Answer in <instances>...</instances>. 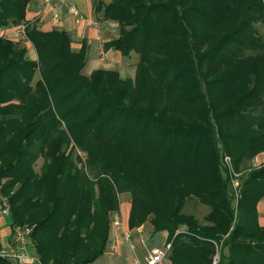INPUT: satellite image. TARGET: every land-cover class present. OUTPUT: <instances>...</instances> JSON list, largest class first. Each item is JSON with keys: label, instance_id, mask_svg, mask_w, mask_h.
I'll list each match as a JSON object with an SVG mask.
<instances>
[{"label": "trees", "instance_id": "1", "mask_svg": "<svg viewBox=\"0 0 264 264\" xmlns=\"http://www.w3.org/2000/svg\"><path fill=\"white\" fill-rule=\"evenodd\" d=\"M30 1L0 0V29L23 23L35 53L0 37V196L41 264L101 257L118 194L129 231L166 233L169 264H264V164L242 173L235 203L220 166L264 153V0H92L118 29L102 49L136 55L132 79L84 76L85 46L27 24ZM189 199L201 221L182 213Z\"/></svg>", "mask_w": 264, "mask_h": 264}, {"label": "crops", "instance_id": "2", "mask_svg": "<svg viewBox=\"0 0 264 264\" xmlns=\"http://www.w3.org/2000/svg\"><path fill=\"white\" fill-rule=\"evenodd\" d=\"M109 1L110 0H94L95 3L101 2L100 4H107ZM70 6L76 9V17L68 13V8ZM54 15L57 16L56 19L53 18ZM75 19H77V21H75ZM24 21L27 24H34L35 28L40 32H49L52 30L64 31L70 39V50L74 53L78 52L81 45L85 46V64L88 60L90 67L87 68L84 76H88L92 70H95V67L97 68L95 63L100 64L104 61L106 62V66L102 69L116 71L122 79H132L135 64L129 62L130 60L128 59L122 61L117 51H113L112 49H102L104 43L109 42L118 36L117 26L113 22L102 19L101 12L95 7L92 0H31L26 7ZM7 32L10 34V37H14V34H11V30H8ZM25 42L27 43L28 41ZM92 53L95 55L94 61L92 60L94 56L91 57ZM250 163L252 166L254 165L253 167L264 164V153H260L253 157L250 160ZM229 192L231 193L230 188ZM128 210L129 202H124L122 210L119 205V213L121 216L120 221L122 224L121 231L113 230V232L110 233L109 230L106 246L108 250L106 251V254L111 257L112 264H141L142 257L146 254H141V249L145 248L144 240H146V237L149 235L148 231H152L148 222H145L139 228L130 231L131 238L129 243L133 245L134 248L132 251L127 246V243L122 240L121 232L129 231L126 227ZM255 212L257 225L263 228L264 198L259 199L256 203ZM0 223L1 242L8 234L10 226H7L1 218ZM147 225L150 227V230H148ZM2 228H6L5 231H3ZM143 230L147 231L146 237L144 236L145 234H143V237L141 235L139 236ZM156 234L160 237L159 242H161V247L167 245L166 233H154V235ZM153 248L157 247L153 246L149 250Z\"/></svg>", "mask_w": 264, "mask_h": 264}, {"label": "built area", "instance_id": "3", "mask_svg": "<svg viewBox=\"0 0 264 264\" xmlns=\"http://www.w3.org/2000/svg\"><path fill=\"white\" fill-rule=\"evenodd\" d=\"M68 13L74 17L77 16V11L74 7L70 6L68 8ZM54 19L57 18L56 15L53 16ZM77 21V19H75ZM11 30V34H14V37L5 35L4 39L15 40V41H27L25 35V25L23 23L16 25L14 27L0 29L2 33H8L7 31ZM1 36V34H0ZM220 166L224 170L227 178L228 185L231 191V194L234 199V203L238 198V183L236 177L238 172H234L232 169L231 160L228 156L223 155L220 158ZM9 216V204L5 197L0 196V218H8ZM110 227L113 230L121 231V221L118 217L114 216L110 219ZM32 227L19 226L15 225L9 227V232L5 236V239L0 242V258L5 259L10 264H41L38 256L30 247V234ZM123 242L128 243L129 249L133 250V245L129 243L130 235L129 232H121ZM169 245H164L162 247L153 248L146 252L142 257L141 264H159L161 263L168 252ZM112 249V248H111ZM216 262V256L213 259V264Z\"/></svg>", "mask_w": 264, "mask_h": 264}, {"label": "rangeland", "instance_id": "4", "mask_svg": "<svg viewBox=\"0 0 264 264\" xmlns=\"http://www.w3.org/2000/svg\"><path fill=\"white\" fill-rule=\"evenodd\" d=\"M262 26H260L259 24H257L256 26H255V28H256V30H257V33L258 34H261L262 33V31H263V28H261ZM117 31H118V29H117ZM0 34H1V36L0 37H4L5 35H10L9 33H2L1 31H0ZM117 38V37H116ZM8 40V39H7ZM11 41V40H10ZM11 42H13V43H15V45L16 46H18V47H23V48H25V50H26V57L28 58V59H31V60H35V53H34V51H33V49H32V47L30 46V44H28V42L26 43L25 41L24 42H22V41H15V40H12ZM114 51V50H113ZM120 55V54H119ZM94 56V57H93ZM129 56L130 57H123V56H121L120 55V58H121V60L122 61H126L127 59L128 60H130L129 62H132V63H134V64H136L135 62H136V55L134 54V53H130L129 54ZM91 57H93L92 58V60L94 61L95 60V55H94V53H92V56ZM100 57H101V55H100ZM103 63H95V66H97V68L95 67V70L96 69H102V68H104L106 65V62H104V61H102ZM94 65V64H93ZM92 65V66H93ZM90 67V64H89V62H88V60H87V62H86V64H85V66L83 67V69H82V74L84 75V73L87 71V68H89ZM94 67V66H93ZM94 69V68H93ZM104 70V69H103ZM93 71V70H92ZM119 75V74H118ZM37 78V75H35L34 76V80ZM263 102H264V93H263ZM77 154V156L81 159V160H83L84 159V155L83 154H81L80 152H77L76 153ZM260 154V153H259ZM40 164H41V160L40 159H38L37 161H36V163L34 164V170L35 171H37L38 170V168H39V166H40ZM254 166V165H253ZM252 165H251V163H250V161H247V162H245V163H243L242 164V166H241V169H240V172H238L239 174H238V176L236 177V181H237V183L239 184V182H240V179H241V175H242V173L244 172V171H248L250 168H256V167H253ZM258 167V166H257ZM117 198H118V204L120 205V208H121V210H122V207L124 206V202H126L127 201V203L129 202V196H128V194H118L117 195ZM126 204V203H125ZM119 205H118V211L117 212H109L108 213V215H107V217H108V222H109V230H110V233H112L113 232V229L110 227V219L112 218V217H114V216H116V217H118L119 219H120V213H119ZM207 211V207H205L204 205H200V204H198L197 202H196V200H194V199H189V200H187L186 202H185V204H184V206H183V208H182V213H185V214H188V215H190V216H192L195 220H197V221H201V219H202V217H203V215L205 214V212ZM3 222L8 226L9 225V220H8V218H4L3 219ZM1 224V223H0ZM4 224V225H5ZM3 226V225H2ZM21 226V225H20ZM22 226H27V227H31V226H29V225H22ZM147 228H148V230H150V227L147 225ZM3 229V231H5V229L6 228H2ZM127 232H129V235H130V238H131V232L130 231H127ZM149 232V235L147 236V231L146 230H143L140 234H139V236L141 235L142 237H143V234H145L144 236L146 237V240H144V245H145V248H142L141 249V254H145L146 253V251H148L150 248H152L153 246L154 247H161V242H159V239H160V237H159V235H154V233L152 232V231H148ZM109 234V233H108ZM139 238H141V237H139ZM129 242H130V240H129ZM29 243H30V247L32 248V250L35 252V250H34V248H33V244L31 243V240H29ZM140 244V243H139ZM127 246H128V243H127ZM129 247V246H128ZM134 249V248H133ZM108 250V248H106V250H105V252H104V254L101 256V257H99L98 259H96L92 264H112V259H111V257L109 256V255H107L106 254V251ZM140 250V249H139ZM37 255V254H36ZM216 258H217V256H216ZM161 264H168V261H167V259L165 258L162 262H161Z\"/></svg>", "mask_w": 264, "mask_h": 264}]
</instances>
